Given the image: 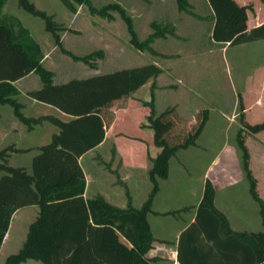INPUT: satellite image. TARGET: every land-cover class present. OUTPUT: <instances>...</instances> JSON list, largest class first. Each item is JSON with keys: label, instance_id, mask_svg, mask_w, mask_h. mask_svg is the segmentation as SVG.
Returning <instances> with one entry per match:
<instances>
[{"label": "trees", "instance_id": "trees-1", "mask_svg": "<svg viewBox=\"0 0 264 264\" xmlns=\"http://www.w3.org/2000/svg\"><path fill=\"white\" fill-rule=\"evenodd\" d=\"M5 0H0V103L11 106L13 114L27 128L42 121L57 127L47 141L33 146L29 166L11 165V151H26L32 147L0 148V243L7 230L11 214L19 207L35 204L37 211L28 223L18 248L8 253L2 264H22L27 258L43 264H158L161 257L148 255L155 238L147 219L149 212L176 214L193 207V218L179 232L175 264H264V202L256 191L255 178L248 166L249 153L237 133L241 166L248 181V191L258 205L261 228L236 230L229 225L225 214L213 202L214 188L204 179L199 201L195 205L157 211L151 208L158 190V180L168 173V158L179 148L194 144L207 119V109L199 111L197 120L182 137L172 143L166 135L173 125V107L156 112L153 89L161 67L155 62L121 67L85 77H72L54 83L53 71L42 65L43 52L38 42L18 17L2 12ZM25 11L43 20L54 45L72 59H80L95 67L94 56L102 54L93 49L77 54L64 47L60 31L66 29L52 15L30 0H16ZM70 11L83 4L90 14L112 19L116 12L123 20L130 44L139 50L159 54L151 45L155 37L173 33L172 25L150 21L152 30L140 38L129 13L118 1L95 5L91 0H60ZM179 10L187 11V0H175ZM264 1V0H263ZM212 15L210 37L217 42L234 44L264 38V20L246 26L248 4L236 0H207ZM34 71L41 85L29 89L30 97L48 103L69 115L64 119L46 113L28 116L20 110L16 99L18 89L12 82ZM150 79V97L142 104L148 111L141 126L152 130V142L159 150L149 157L147 174L151 183L146 198L139 206L131 204L126 183L118 178L125 194V205L107 201L99 192L85 198L84 175L78 162L81 153L98 144L104 127L112 120L110 106L116 99L125 98ZM251 132L264 128V119L256 123L243 122Z\"/></svg>", "mask_w": 264, "mask_h": 264}, {"label": "rangeland", "instance_id": "rangeland-1", "mask_svg": "<svg viewBox=\"0 0 264 264\" xmlns=\"http://www.w3.org/2000/svg\"><path fill=\"white\" fill-rule=\"evenodd\" d=\"M30 1L51 14L53 19L66 28L60 31L64 47L77 54L93 49L102 50L100 56H94L95 67L80 59H72L54 45L51 34L44 28L42 18L19 7L16 0H5L2 12L18 17L38 42L43 55L46 54L42 65L56 74L52 75L54 83L157 61L161 66V73L157 76L153 89L154 108L159 112L166 107H173V125L166 135L170 143L191 130L200 109H207V119L195 143L177 149L168 158V178L164 179L165 182L160 181L161 178L158 180V186L159 182L162 184L155 205L168 210L194 202L202 190L203 170L211 157L220 152L216 163L220 171L213 187L214 205L225 214L233 229L261 228L258 205L248 191V181L241 166L236 138L240 132L249 153L248 166L255 178L256 191L264 202V157L260 156L264 153V128L251 132L243 126V122L256 123L264 119V38L226 45L212 40L209 30L212 15L207 0H187V11L179 10L175 0H91L95 5L118 1L129 13L140 38L152 30V20L159 25H172V34L166 33L151 41L152 47L159 53L156 55L130 44L125 24L116 12L112 19H108L90 14L83 4H79L78 11L71 13L60 0ZM242 1L249 5L246 10L249 15L253 14L254 8L260 12L261 6L264 7L263 0ZM236 2L240 4L239 0ZM61 73H65V76L60 80ZM35 77L38 78V75ZM150 81L148 79L131 95L113 101L110 106L112 120L107 128V136L98 148L102 157L98 153L91 159L90 153L82 156L81 165L85 173L89 175V170L93 172L92 175L98 173L88 186L87 196L99 192L113 204L119 205V200L125 201L124 190L117 183L118 155L121 153L125 159L129 158V155H135L137 145L141 148L145 144L144 139L152 140L151 128L140 125L148 111V106L142 104V101L150 97ZM43 133L39 129L29 136L32 140L38 139L35 141L38 145L48 140ZM31 147L30 150L34 152L33 146ZM146 153L145 149V158ZM106 161L109 163L106 164ZM127 165L121 170V174H126L123 180L127 185L131 204L139 206L146 198L151 183L146 171L137 169L133 163ZM164 200H168L166 205H162ZM27 206L30 205L21 206L16 213L23 217L20 218L21 222L19 217L18 222H15L14 217V225L10 228L14 234L13 239L1 249L0 264L8 253L18 248L23 238L21 234L35 216L29 217L31 209ZM188 212L189 209H181L176 216L160 214L159 218L164 215L160 218L164 228L159 232L153 226L155 240L158 234L171 236L174 217L182 222ZM151 217L149 214L150 219ZM22 264L43 263L27 258ZM158 264L169 263L159 261Z\"/></svg>", "mask_w": 264, "mask_h": 264}, {"label": "crops", "instance_id": "crops-1", "mask_svg": "<svg viewBox=\"0 0 264 264\" xmlns=\"http://www.w3.org/2000/svg\"><path fill=\"white\" fill-rule=\"evenodd\" d=\"M236 1H238V0H236ZM239 2H240V4L245 3L242 0H239ZM78 6L79 5L76 6L75 11H78ZM71 13H74V12H71ZM252 13H253L252 15H249V12L248 11L246 12V14H247V19H246L247 28L251 27L253 25H256V24H258L264 20V7L261 6L260 12H257V9L254 8ZM218 43H222V44L224 43L225 45L227 44L226 42H218ZM45 56H46V54L44 53V55L41 59V62L44 60ZM155 62L158 64L157 61H155ZM160 73L158 75H160ZM53 74L56 75L55 73H53ZM36 75H38L36 72L29 71L26 74H24V75H22V76H20V77H18L12 81L14 83V85L16 86V88L18 89V92L16 94V99L21 104L20 110L22 111V113L25 115H28V116H37L40 114L50 113V114L57 115V116L64 118V119L68 118L69 115L62 112L58 108H56V107H54L48 103L38 101V100H36V99H34V98H32L26 94L27 90L33 89L34 86L41 83L39 76H38V78H39V80H38V78L35 77ZM62 76H65V73L60 75V77H59L60 80L62 79ZM157 76L155 77V82L157 80ZM109 125H110V123L104 127L103 139L98 144H96L95 146H93V147L89 148L88 150L84 151L83 153H81L78 157V162H79V165L81 166V169H82V172L84 175V179H85V184H84V189H83V196L85 198L90 197V196H87V189H88L90 182L91 181L93 182V180L96 179V175L98 173L96 172L95 173L96 175H92L93 172L91 173V170H89V172H88L89 175H87V173H85L83 166L81 165V158H82V156H84L85 154H88V153H90V156H89L90 159H91V157H93V155H96L97 153L102 157V155L98 151V148L101 146V144L103 143V141L105 140V138L107 136V128L109 127ZM39 129L40 130L42 129L44 131V133H43L44 138L47 137V139H49L50 134L52 132L56 131L57 127L48 121H42L40 123L34 124L31 128H27L13 114L11 106H9L6 103H0V148L4 147L6 145H9V144H13L15 147L34 146L37 144V143L35 144V141L38 139L32 140V138H30L29 135L35 131H38ZM139 139L143 140L144 138L139 137ZM143 141L145 142V144L144 145L142 144L141 148H140V146L137 145L135 155H129V158L125 159L122 156V154L119 153V155H118L119 156V178L121 180H123L124 176L126 175L125 172H123V174H121V170L123 168L128 167V165H127L128 163H133V164H135L137 169L144 170L147 172V168H148L149 163H150L149 157H152L159 150V147L157 145H155L150 138L144 139ZM145 149L147 152L146 158L144 157V154H143V151ZM113 151H114V149H113ZM141 151H142V153L140 154L139 152H141ZM92 152H94V153H92ZM32 153H33V150L11 151L7 157V161L11 162V165H24V166L28 167ZM219 155H220V152H217L216 154H214L211 157V159L209 160L205 169L203 170L202 186H203L204 179L208 178L214 187L215 179H217V177H218L216 175L220 171L219 166L216 164L217 163V157ZM260 156L264 157V153H261ZM108 163H109V161H106V164H108ZM215 164H216V166H215ZM97 168L99 169V167H97ZM210 172L213 175L210 174ZM179 174H182V173L180 172ZM166 177L168 178V176H166ZM166 177L161 178L160 181L166 179ZM88 178H89V180H87ZM105 178L107 179V177H105ZM165 181L166 180H164V182ZM161 184L159 182L158 190L155 193L156 194L155 197H153L152 205H151V208L153 210H157V211H162L165 208V207L161 208L160 206L155 205V199H156V196L158 194V191L161 188ZM201 192H202V190H201ZM201 192H200V194L197 195L198 197L196 198V200H194V202H190V204H188V205H195L200 199ZM102 196H103V194H102ZM124 203H125V201L121 202V200H119V206L125 205ZM167 203H168V200H164L162 202V205H166ZM28 205H30V206H27V207L31 209V211H29L30 212L29 217H32L35 215V213L37 211V206L35 204H28ZM20 208L21 207L17 208L11 214V217L9 219V223L7 226V230L5 231V233L2 237L1 243H0V254H1V249L13 239L12 235H14V234L10 231V228H11L12 224L14 225V217H15V222H18L17 221L18 217H19V222H21L20 218H23L22 216H20L18 214L16 215L17 211ZM149 214L152 216L151 217L152 220L149 218ZM193 214H194L193 207H191V208H189V212H188L184 221L180 222L179 218L174 217V219L171 223V226L174 227L173 233L171 234V236H166V235L164 236L163 234H158V237H156V240L152 243L151 248H149L147 250V254L148 255H157V256L161 257V259L158 260V262L161 261V262H167L169 264H175V262H176V242H177L178 234L184 228V226L189 221L192 220ZM159 216H161V215L157 214V213H153V212H149L147 214V219H148L152 234H153V226L159 232L163 231L164 223H163V220L160 218H163L164 215L160 218H159ZM177 219H178V221H177ZM175 222H177L176 225H174ZM28 223H27V225H28ZM27 225H26L25 230L23 231L24 233L21 234V235H23V238H24L25 233H26ZM22 239H21V241H22Z\"/></svg>", "mask_w": 264, "mask_h": 264}]
</instances>
